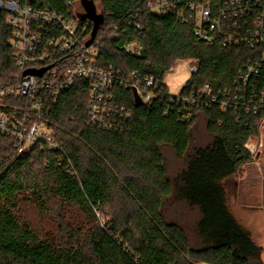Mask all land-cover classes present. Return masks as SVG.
<instances>
[{"label": "trees", "instance_id": "16d2710c", "mask_svg": "<svg viewBox=\"0 0 264 264\" xmlns=\"http://www.w3.org/2000/svg\"><path fill=\"white\" fill-rule=\"evenodd\" d=\"M91 1L104 17L97 36L113 26L122 34L128 29L119 41L105 43L100 65L154 75L160 91L152 102L138 105L132 90H115V102L131 109L132 117L114 131L89 123L88 82L50 98L43 120L63 151L37 146L18 158L12 140L0 135V264H264L263 248L231 212L225 187L252 161L246 145L258 135L264 110L223 111L217 105L194 109L186 121L179 103L165 114L169 88L162 81L179 62L192 60L199 70L185 84L184 96L205 84L215 92L231 89L251 52L197 42L192 24L152 15L147 5L154 0ZM49 2L64 6L63 0ZM7 14L0 9V86L18 75ZM130 40L144 44L141 56L122 51ZM255 85L264 90V69ZM201 118L210 137L203 145L193 134ZM166 148L185 164L174 178ZM171 201L198 212L195 241L167 218ZM26 204L43 214L53 206L78 208L86 223L63 224L56 238L41 235L23 220Z\"/></svg>", "mask_w": 264, "mask_h": 264}, {"label": "built area", "instance_id": "2783aa9c", "mask_svg": "<svg viewBox=\"0 0 264 264\" xmlns=\"http://www.w3.org/2000/svg\"><path fill=\"white\" fill-rule=\"evenodd\" d=\"M82 1L63 0L60 8L49 0H0V9L8 12L12 30L9 43L18 70L14 83L0 86V135L12 140L18 158L37 146L63 151L45 124L43 111L50 98L70 91L80 81L89 83V123L106 131L122 128L132 117L131 109L115 102V90H136L143 104L152 102L160 91L154 75L126 74L100 65L105 43L119 41L128 29L122 34L119 26H113L87 45L92 22L79 18ZM147 10L158 17L173 16L192 24L199 43L217 45L221 50L248 49L252 54L231 89L215 92L205 84L184 96L187 82L174 91L165 75L162 81L169 88L165 114L177 103L184 108L186 121L192 120L194 109L217 105L223 111L256 114L264 110V90L257 91L255 85L264 69V0H154ZM131 28L143 30L138 23H132ZM121 49L136 57L144 53L145 46L130 40ZM198 70L196 61L189 64V79ZM246 148L251 151L248 145Z\"/></svg>", "mask_w": 264, "mask_h": 264}, {"label": "rangeland", "instance_id": "374dc122", "mask_svg": "<svg viewBox=\"0 0 264 264\" xmlns=\"http://www.w3.org/2000/svg\"><path fill=\"white\" fill-rule=\"evenodd\" d=\"M80 11L86 13L83 5ZM98 12L99 8H98ZM102 35V34H101ZM195 61L179 62L166 74L165 81L171 90L185 83L190 78L189 64ZM194 139L198 144H205L210 139L206 132V121L201 118L193 131ZM247 145L253 154L250 163L241 166L238 172L225 181L229 207L240 224L247 229L253 240L263 248L264 261V122L259 126L256 137L251 138ZM167 169L171 178L176 177L185 167L170 148L165 149ZM167 218L179 223L188 233L192 241L196 240L195 225L199 219L197 211L190 209L186 204L171 201L165 208ZM23 220L41 234L59 237L63 224L79 227L86 223L85 216L78 210L65 206H53L48 214H43L35 206L26 204L22 210ZM101 220V216H99Z\"/></svg>", "mask_w": 264, "mask_h": 264}, {"label": "water", "instance_id": "95a60500", "mask_svg": "<svg viewBox=\"0 0 264 264\" xmlns=\"http://www.w3.org/2000/svg\"><path fill=\"white\" fill-rule=\"evenodd\" d=\"M82 4L86 10L85 14H80L79 18L82 19L83 21L86 20H91L92 24H93V28H92V33H91V39L89 40V42L87 43V45H90L94 39L97 36L99 27L102 25L103 23V15L99 14L97 11V7L94 5V3L91 0H83ZM39 74H42L41 72H39ZM134 92V97H135V101L138 105H142L143 102L140 99L139 95L137 94L136 90L133 91Z\"/></svg>", "mask_w": 264, "mask_h": 264}]
</instances>
